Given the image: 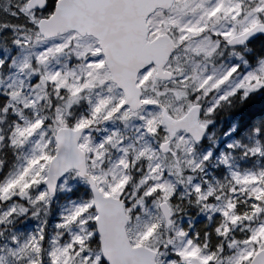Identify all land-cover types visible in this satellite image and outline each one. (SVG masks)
Masks as SVG:
<instances>
[{"label":"snow or ice","instance_id":"snow-or-ice-1","mask_svg":"<svg viewBox=\"0 0 264 264\" xmlns=\"http://www.w3.org/2000/svg\"><path fill=\"white\" fill-rule=\"evenodd\" d=\"M0 264H264V0H0Z\"/></svg>","mask_w":264,"mask_h":264}]
</instances>
